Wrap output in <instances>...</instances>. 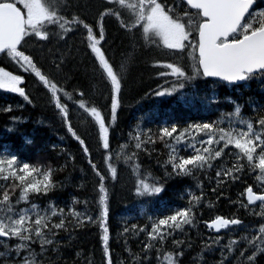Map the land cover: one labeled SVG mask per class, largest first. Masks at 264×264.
<instances>
[{
	"label": "snow or ice",
	"instance_id": "1",
	"mask_svg": "<svg viewBox=\"0 0 264 264\" xmlns=\"http://www.w3.org/2000/svg\"><path fill=\"white\" fill-rule=\"evenodd\" d=\"M110 28L126 46H114ZM141 56L161 81L145 96L178 95L188 105L195 97L186 89L199 79L236 85L264 78V6L258 0H0V90L31 105L26 76L32 77L95 177L92 201L74 195L61 206L50 194L64 188L58 174L75 164L71 152L51 145L53 151L60 147L59 165L0 153V264H61V248L68 246L61 234L70 241L88 226L99 230L102 264H180L185 248L192 247L187 229L196 227L202 205L214 207L206 200L205 179L216 201L231 185L244 186L230 200L234 212L202 221L214 234L201 238L200 264L205 252L217 250L214 264H257L264 256V103L250 101V114L236 103L215 117L164 120L155 128L142 119L113 146L127 78ZM76 73L86 78L87 91ZM203 100L208 108L218 103L214 95ZM14 110L0 105V112ZM81 116L89 122L86 134L96 141L99 161L73 123ZM154 156L161 175L143 163ZM121 165L142 200L158 197L168 181L185 177L195 181L196 191L185 190L182 206L152 214L141 210L143 224L124 218L114 237L110 186ZM252 175L254 184L245 179ZM241 209L259 220L246 224ZM113 239L122 242L127 259L114 261ZM132 239L139 241L138 251L129 246Z\"/></svg>",
	"mask_w": 264,
	"mask_h": 264
},
{
	"label": "trees",
	"instance_id": "2",
	"mask_svg": "<svg viewBox=\"0 0 264 264\" xmlns=\"http://www.w3.org/2000/svg\"><path fill=\"white\" fill-rule=\"evenodd\" d=\"M263 1L261 0L259 4L262 5ZM110 31L115 47L126 46V42L122 40L115 29L110 28ZM84 60L86 63L88 62L87 57H84ZM155 72L156 69L150 65L147 56L139 57L132 65L124 90L122 106L118 111L113 146L122 142L125 134L142 119L145 126L155 128L158 123L164 120H176L183 123L189 120L207 118L209 115L215 117L220 111L234 110L236 103L243 105L244 113L250 114V101L264 103V78H254L242 85H229L214 79H199L186 89L195 97L191 105L180 100L178 95L171 97L145 96L146 92L155 89L156 85L161 83ZM75 75L77 81L87 91L88 82L86 78L80 73ZM26 82L28 91L34 100L31 105L15 94L0 90V105L11 104L15 108L11 113L0 112V153L10 151L30 162H50L53 165H59L64 163L63 156L58 155L60 147L66 148L76 157L75 164L70 163L63 172L58 174V179L64 182V188L50 194V198L61 206L70 204L71 197L74 195L80 199L86 198L92 201L95 195L93 189L95 177L90 172L79 145L67 135L66 129L62 126L54 108L48 101L46 91L38 86L32 77L26 76ZM213 95L217 98L218 103L208 108L205 106L203 98ZM18 105H23V107H15ZM13 116L21 117V119L14 121L11 119ZM85 120L81 116L79 120L74 118L73 123L78 127L81 134L86 135L91 151L94 153L95 159L99 161L100 155L95 140L93 141L81 128ZM9 128L12 130L9 131ZM53 144L60 147L53 151L51 148ZM157 149L161 152L165 151L162 145H157ZM143 163L156 175H161L160 168L155 163V156L152 159L144 158ZM245 179L248 183H255L254 175ZM77 185H83V187H77ZM243 186L242 182L231 185L226 190V196L216 201L215 195L210 190L211 185L206 179L204 180L206 200L212 201L214 207L209 209L206 205H202L200 211L203 215L198 218L196 227L187 229L188 235L191 237L192 247L185 248L180 264H200L198 254L202 248L201 238L214 234L204 226L202 221L215 214L228 215L234 212L236 208L230 203V200L237 198ZM188 188L196 191L195 181L191 178L170 180L166 190L158 197L142 200L134 194L133 178L130 171L121 165L118 180L110 186V225L113 236L115 237V233L124 218H130V222L145 223L146 218L141 215V210L152 214L162 212L165 208L184 205L187 202L185 190ZM182 196L183 199H181ZM39 203L43 206L45 200L42 199ZM89 207H94V204H90ZM239 215L246 224H255L259 220V218L247 215L243 209L240 210ZM61 236L62 244L68 245L61 248L63 258L61 264H64L65 261L67 264H88L89 260L93 261L94 264H102L101 245L98 239L99 230L95 226L77 230L72 234L70 241L68 234L62 233ZM224 242H227V238ZM138 244L139 241L135 239L129 241V246L134 251L139 250ZM111 247L114 261L127 259L128 254L124 251L122 242L113 239ZM2 250L3 248L0 247V251ZM77 252L81 253L79 257L76 255ZM218 257V250L212 253L205 252V264H214ZM257 264H264V256L258 257Z\"/></svg>",
	"mask_w": 264,
	"mask_h": 264
},
{
	"label": "rangeland",
	"instance_id": "3",
	"mask_svg": "<svg viewBox=\"0 0 264 264\" xmlns=\"http://www.w3.org/2000/svg\"><path fill=\"white\" fill-rule=\"evenodd\" d=\"M81 128L85 131V133H87V131L89 129V122L87 120H85V122L81 125ZM89 137H91L93 139V141L95 140L92 135H89Z\"/></svg>",
	"mask_w": 264,
	"mask_h": 264
},
{
	"label": "water",
	"instance_id": "4",
	"mask_svg": "<svg viewBox=\"0 0 264 264\" xmlns=\"http://www.w3.org/2000/svg\"><path fill=\"white\" fill-rule=\"evenodd\" d=\"M243 82H240V83H238V84H242Z\"/></svg>",
	"mask_w": 264,
	"mask_h": 264
}]
</instances>
